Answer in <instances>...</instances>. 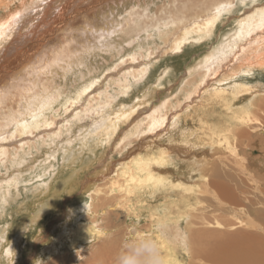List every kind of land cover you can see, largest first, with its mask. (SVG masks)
<instances>
[{
	"label": "bare ground",
	"instance_id": "obj_1",
	"mask_svg": "<svg viewBox=\"0 0 264 264\" xmlns=\"http://www.w3.org/2000/svg\"><path fill=\"white\" fill-rule=\"evenodd\" d=\"M4 1L5 0H0V4L1 5L4 4L5 3ZM139 1L140 0H20L17 4H14V5L12 4V6H8L6 4L2 6L0 5V168L2 167L6 168V166L9 165V164L7 165L9 160L11 161V164L13 163L12 166L14 165L15 167H18V168L21 167L20 165L21 164L23 165V163L26 162L27 159H29L30 157L28 151L33 150V147L35 145L33 144L34 142L30 143L32 140L34 141V139H32L31 136L30 137L32 140L27 141L30 138L24 137V139H20V141L17 142L16 145H13L7 142L15 138L22 137L24 135H34V133L38 132L41 128H44V129L52 128L53 124H56L54 123L53 113L57 112L60 108H63L64 106L68 104H70L71 106L75 105L77 102L81 104L80 100H82L84 96H86L87 92H89V90H91L96 84H99L100 77L102 75L104 76L105 72L110 71L113 68V70L115 69L116 70L115 72L119 73V75L122 73L120 79L116 78L118 80L116 86H114V88L109 86L110 88L108 87L109 91L107 93L99 94L98 96L96 95L97 97L95 96L92 98V100L88 101L89 107H87L86 109L82 108L85 111V113L83 114H86L87 112L91 116L93 115L92 116L93 120L90 121V123L82 124L80 123L82 122L81 113L77 112L73 117L68 118L66 124L63 126V129L66 130L70 128V130L68 131V134H67L68 136V140L66 139L67 142L65 141L66 143H61V145H59L61 150L66 151L65 154L63 153L64 155L62 154L64 156V158L62 159H66V161L69 160L70 163L75 164V165L78 162L83 163V158L86 155L85 149H88L90 153L91 152L93 153L94 149L96 148V145L99 144L98 143L99 141L97 139L99 137L103 138L101 136L105 133V131H107L108 129L111 130L113 127L114 129H112L113 131L111 130V132H116L117 129L119 128L118 127L119 124L122 125V123L128 122L129 117H132L130 116L131 114L129 115V113L132 112L130 110V108L133 105L132 100L134 99L135 93L137 94L138 92L137 90H140L141 86L144 87L145 83L147 82L149 78V75L151 74V66L149 64L151 62L152 56L157 55L158 53L160 54V52H165V54L170 52L172 53V55L181 53L185 45L189 44V40H193L191 42H196L197 44H199V42H208L213 36V34L215 33V31L217 30V26L219 22H221V20L224 17L232 13L238 12L239 10L244 9L245 7H248L249 5L255 2H262L263 0H175L173 1L174 4L171 5L170 7L169 5H166V6L163 5L164 7L157 9L158 11L155 13H151L153 9L151 0H148V2H144V0L142 2H139ZM259 7L260 8L257 9L253 14H251V11H250L247 14H244V17H239L231 33L223 34L224 38L218 39L216 46L211 48V50L208 51L202 58H199L196 63L193 62L195 64L193 65L191 70H189V72L186 74L187 77L192 75L191 78L190 77L187 78V79H190L187 81V83L189 82L191 84L192 82L191 84L192 87L187 92L186 99L190 100L194 95L199 94L201 89H205L206 86L209 87L210 82L213 83L212 76L217 77L218 74H222V71L225 73L229 72L228 64L232 61V57L234 58V61L236 60L235 62H237L240 66L243 65L244 67L250 68V69L254 67H258V68L260 67L261 69L264 68V3L261 4ZM24 32H25V36L23 37L22 33ZM105 57H109L111 60L107 61ZM137 62L138 63L140 62V63L138 64ZM117 69L119 71H117ZM238 69L239 68H237V70ZM250 69L248 70L250 71ZM239 71L240 70H238V72ZM243 71L245 72V69H243ZM166 73L169 74V71L166 70ZM249 73L251 72H248V74ZM216 77L215 78L213 77V78L216 79ZM221 83L223 82L221 81ZM230 84H232V82ZM228 87H229V84H228ZM209 88H207L208 92L205 90L206 91L205 93L207 94L210 93ZM234 88H235V85H234ZM94 90L96 94L97 89H94ZM100 91L98 92L100 93ZM224 92H227V91L224 88H221L220 90H216V91L213 90L211 93H213L212 95L217 97L218 95L224 94ZM87 95H90V93ZM144 97L146 98V96ZM152 97L153 96L151 95L150 98L152 99ZM261 99H262V96H261ZM139 100L140 101L143 100V104H144L143 96L141 97L140 93H138V96L136 97L134 103L138 102ZM92 101L95 103H92ZM143 104H140V105H143ZM74 107L75 106H73V108ZM230 109H232L231 106H230ZM168 112H169V102L165 101L162 105L158 107V109L155 110V113H153L150 116L152 120L147 121V124L145 125V127H147L148 130L151 131V133H154L153 131L156 130L157 127H160L164 124L166 125V122L169 121L170 115H168ZM250 113L251 112L249 110L244 112L245 116L246 114L249 116ZM257 115L258 114H256V117ZM248 116H246L247 122L249 121ZM173 117L174 116H172L171 120L175 118ZM132 120L133 119H131V121ZM242 120H244V118ZM262 121L264 122V119ZM257 123L259 124L260 122H257ZM141 125H142V122L137 123L135 126L133 125L134 127L131 128V131L127 134L125 133V137L123 136L124 138L122 137L121 145L125 143L124 140H128V139H129V144H130L132 142V141L130 142V139L133 136L138 135L139 133L141 134L143 132V127ZM74 126H77V132L74 131ZM242 126H244V124ZM259 126L257 125V127ZM140 127H141V130L138 133V129ZM165 129H166V126H165ZM53 130L54 129H51L49 132ZM45 131L47 132L48 130H45ZM59 131L60 129L58 130V132ZM158 131L156 132L158 133ZM247 131L248 130H246V132ZM72 133H75V134L71 135ZM146 133L148 134L147 131ZM231 133L233 134V132ZM43 134H44L43 137L40 136L41 142L42 140L44 141L45 139L44 138L45 133ZM54 136L56 138V135ZM157 136L159 137L161 136L163 138L162 134L161 135L158 134ZM216 137H218V135ZM38 138L36 139L37 141H39ZM139 138H141V136ZM48 139H50V137H48L47 140ZM249 139L248 141H250ZM212 140L213 139H211V141ZM50 141H48L47 143H49ZM153 141L154 140H152V143ZM158 141H161V139ZM166 142H169V141H166ZM171 142L173 143V141ZM229 142L231 143V141ZM162 143L165 146L163 141ZM181 143L183 142L181 141ZM219 143H222V142H219ZM119 146H120V143H119ZM241 146H243V144ZM76 148H79V149L77 150ZM204 148H205L204 150L208 149L206 147ZM81 150H82V153H81ZM199 150H194V151L197 152ZM132 151L133 150H131V152ZM18 153H19V156L16 157ZM132 153H134V151ZM221 153L223 152L221 151ZM234 153L232 152L233 155ZM57 154L58 152L56 154L54 153V156L52 155L53 156L52 159H56ZM168 155L167 157H169ZM233 155L232 157H234ZM126 156L124 160H122L123 158L121 159V161L119 162L117 166L113 165L114 166L113 168L112 166L110 168L109 165L104 167V165L101 164V167L102 168L104 167L102 172H105V171L108 172L111 178L108 179L106 183L104 184V186L102 187V189L104 190L101 191V193H98V197L96 201L98 203L95 205V207H93L92 212H91L93 213V216H94L92 221H90L92 225L97 223L98 221L100 222V220L103 222L104 217L105 219L111 220L110 218H111L112 212H115V210L118 209V207L122 205L125 206L126 205L125 203L130 201L131 196H133L132 194H134L136 190L143 189L148 184H154L155 186L151 187L152 190L149 191L151 192V195H155L158 191H160L159 187L160 185H162L163 180H161L162 177L160 178L159 169L162 167L163 163L166 162L163 156L153 157L152 155L151 157H147V156L145 157V155L143 156V154H138L136 157H133L134 155L133 156L126 155ZM48 157H47V160H48ZM86 157H87L85 158L86 160L90 158L89 155ZM171 158H173V156H171ZM235 158H237V156ZM174 159H176V157ZM177 159H178V155H177ZM219 159L221 160L220 157ZM169 160H172V159H169ZM46 161H44L42 166H40L41 169L40 168H39L40 170L38 169L39 170L38 174H40L41 176L34 175L35 177L40 178L41 182H42L43 176L45 179V177H47L48 174L50 173L52 174L55 169V166L53 167L50 162L45 163ZM224 161L226 160L224 159L223 162ZM229 161H232V160L229 159ZM179 162L181 161L179 160ZM182 162H184V160ZM169 165L170 164H168V166ZM61 171L63 170L61 169ZM0 172H2V170ZM30 172H26V173H30ZM20 175H22V173H20ZM24 177H27V176L24 175ZM31 177L32 176H30L29 178ZM18 178L19 177H15L14 180L17 181ZM215 178L217 179V177ZM11 179L12 178H10V180L8 181L6 180V182L4 180V183L0 184V217L1 218L4 216V212L6 210L5 207L11 205L12 203L14 204V202H16L14 201L15 199L13 198L14 194L11 192L12 189L17 188V186H20L22 184V182H19V181H17L19 183L16 184V181L11 180ZM87 180L90 181L91 179L89 178L85 179L82 183H80L81 187L85 188L86 184H88ZM227 180L228 179L226 178V181ZM46 183H45V186L49 185L48 183L47 184ZM108 186H110V190H108L107 188ZM18 196H20L19 193L15 195V198H18ZM52 205H53V202L43 203L41 205L42 208L39 207V209L40 208L41 209L40 210L38 209L36 211L35 216L31 218L26 217V219L22 223L23 225H20L14 231L12 230L9 232L8 229L10 227L9 228L7 227L4 228L5 226L0 227V260L3 255L7 257L6 259H8L11 253L13 254V259L11 258L12 260L18 259L17 257L19 256V252L21 251L19 241L22 239V236L25 233L24 225L28 223H34L36 221L35 220L36 216L37 218L38 216L40 218L41 217L40 215L42 214V212L45 213V211H48L49 209H51ZM68 222L64 224L66 229H68ZM197 225H198V222H197ZM216 225H219V224H216ZM94 226H92V228L96 229L94 234L91 232L93 229L91 231H85V230H84L85 232L81 231L82 233L77 232L76 234H73V232L71 234L70 231L68 232V234H71V235L66 236L67 239L71 243V245L70 244L68 245L69 248H71L72 245L77 246V248L79 247V251H77L79 252V254L76 255L75 258H73L71 261H66L68 255L67 256L64 255L62 257L60 256L56 257L55 254H59V252L57 251V248H55V244H53L52 248L48 249V254L50 255L52 253V256H54V258L52 257V259L47 264H75V263H78L77 261L81 259V257L84 255L83 252L85 250L88 251V249L90 250L95 249V252L93 251L94 252L92 253L93 256L89 262L86 260L87 261L86 264H131L130 262L127 261V259L129 258L127 256L133 255V257L135 256L137 258L136 255L139 254V252H137L136 250L137 248L133 251L121 252V248L118 247V243L115 242V239H112L114 238L112 236H115L116 234L109 235V238L106 239L102 243L103 246L100 245L98 243V239L100 237L101 232L110 231V230L107 227H104L101 225H97V227H94ZM172 227L174 229H172ZM172 227H169V223L165 222L161 226L159 225L158 227L152 230L151 237L154 236L153 240L156 239V244L158 245L160 250L155 252L153 255L149 256L150 257L148 259L149 263L154 262V264H179L177 260H174L173 263L170 260L172 257L177 255L178 253L177 251L184 250V252L190 253L192 248L190 247L191 243L188 238V233H185L186 231L182 229L180 224L174 223ZM235 228L236 227L234 226L232 229H235ZM200 231L199 232L201 234L199 235L197 234L198 237L196 240L198 247L195 245L196 246L195 248L196 250L199 251L200 253L199 256L201 257V254L205 248L204 238L202 237V232H204L205 230L203 231L200 230ZM113 233H118V232L116 231ZM10 234L11 236L8 237ZM118 235L120 234L118 233ZM93 239H97L96 244L88 247L87 244ZM131 243H133V241ZM198 243H202L204 246ZM85 246H87L88 248L86 247L87 248L86 249ZM201 246H203V249L201 248ZM118 251L122 253L123 255H120ZM150 252H154L153 247L150 249ZM32 257L33 256H31V258ZM43 257L44 256L42 255V258H40L41 260L39 259L40 261L36 263L41 264L45 262ZM144 260H146L148 263L147 259L144 258ZM80 262L81 261H79V263ZM133 263H136V262L134 261ZM227 263L230 264L231 262L227 261ZM10 264H12V262Z\"/></svg>",
	"mask_w": 264,
	"mask_h": 264
},
{
	"label": "rangeland",
	"instance_id": "obj_2",
	"mask_svg": "<svg viewBox=\"0 0 264 264\" xmlns=\"http://www.w3.org/2000/svg\"><path fill=\"white\" fill-rule=\"evenodd\" d=\"M19 1L20 0H5L4 1L5 3L2 5L6 4L8 6H12V4L13 5L17 4ZM142 1L143 0H140L139 2ZM151 1L153 8L151 13H155L158 11L157 9H160L166 5H169L170 7L171 5L174 4L173 1L175 0H151ZM144 2H148V0L147 1L144 0ZM263 3L264 0L262 2H255L249 5L248 7L239 10L238 12L232 13L224 17L221 20V22H219L217 26V30L215 31V33L208 42H199V44H197L196 42H191L193 40H189V44L185 45L181 53L172 55V53L170 52L166 54L165 52H160V54L158 53L159 55L158 54L154 55L155 57L152 56L151 62L149 64L151 66V74L149 75V78L145 83L146 86L145 85L144 87L141 86L140 90H137L138 92L137 94L135 93L134 99L132 100L133 105L130 108L132 112L129 113V115L131 114L130 116L132 117H129L128 122L122 123V125L119 124L118 129L120 130L117 129L116 132H111V130L114 129L112 127L111 130L110 129L107 130L108 132L105 131L106 134L104 133L101 136L104 139L100 137H99L100 139L99 138L97 139L99 141L98 142L99 144L96 145V148L94 149L93 153L92 152L90 153L88 149H85L86 155L83 158V163L78 162L75 165L70 163L69 160H67L68 161L67 162L66 159H62L64 158L63 155L66 153V151L61 150L59 145H61V143L67 142L66 141V139L68 140L67 134L68 131L70 130V128L66 130L63 129V126L66 124L68 118L73 117L77 112L81 113L82 120L81 118L80 120L82 122L80 123L86 124V123H90V121L93 120L92 117L93 115L91 116L87 112L86 114H83L85 113L83 109L89 107L88 101L92 100L93 97H95L96 95L98 96L99 94H105L109 91L110 87L114 88V86H116L118 81L116 78L120 79L122 73L119 75V73L115 72L116 70L115 69L113 70V68L110 71H107L108 73L105 72L104 76L103 75L101 76L102 78L100 77L99 84H96L91 90H89V92H87V94L90 93V95L86 94V96H84V98L80 100L81 104L77 102L75 105H73L75 106L74 108L73 106L68 104L63 108H60L57 112H55L56 114L53 113L54 123L56 124H53L52 128L49 129L41 128L38 131L40 134L38 132H35L34 135H24L22 137L13 139L14 141L11 140L7 142L16 145L17 142L20 141V139H24L25 137V138H30L27 141L34 139V141L32 140L30 143L34 142L33 144L35 145L33 147V150L28 151L30 156L29 159H27V161L23 163V165L26 167H24L22 164L20 165L21 167L19 168L15 167L14 165L12 166L13 163L11 164V161L9 160V162L7 163V165L8 164L9 165L6 166V168L8 169H6L5 167H2L3 169L0 168V171L2 170V172H0V181H1L0 184L4 183V180L5 182L6 180L7 181L10 180V178H12L11 180H14L15 177H19L17 181L22 182L20 186H17V188H15L17 190L11 188L12 189L11 192L14 194L13 196V198L15 199L14 201L16 202H14V204L12 203L11 205L5 207L6 210L4 212V216L2 218L0 217V225H1L0 227H4V226H5L4 228L10 227L8 231L9 232L12 230L14 231L20 225H23L22 223L24 222L26 217L31 218L35 216L36 211L39 209V207L42 208L41 205L43 203L53 202V205L52 208L49 209L48 211H45V213L42 212L40 218L39 216L38 218L36 216L35 218L36 221L34 223H28L24 225L25 233L23 232L24 234L22 236V239L19 241L21 251L19 252V256L17 257L18 259L12 260L13 259L12 253H11L12 256L9 255L8 259H6L7 257L3 255L0 260L1 262L0 264H10L11 262L12 264H38L36 262L41 260L40 258H42V255L44 256L43 259L45 262L41 264H47L52 259V257L54 258V256H52V253L50 255L48 254V249L52 248L53 244H55V248H57V251L59 252V254H55L56 257L58 256L62 257L64 255L66 256L68 255L66 261H71L73 258H75L76 255L79 254V252H77L79 251V247L77 248V246L72 245V247L69 248L68 245L69 244L71 245V243L66 236L71 235L72 232L73 234H76L77 232L80 233L81 231L83 232L91 231L92 229L93 230L91 232L94 234L96 229L92 228V226H94L95 224L96 225L94 227H97V225H101L107 227L110 230V231H104L106 233H104L103 231L101 232L100 237L98 239V243L100 245H102V243L109 238V235L116 234L115 236H112L114 238L112 237L111 238L115 239V242L118 243V247L121 248V252L133 251L136 248H137L136 249L137 252H139V254L136 255L137 258L135 256L133 257V255L127 256L129 257L127 261L130 262L131 264H143V263L146 264L147 261L144 260V258L148 260L150 258L149 256L153 255L155 252L160 250V248L156 244V239L153 240L154 236L151 237L152 230L158 227L159 225L161 226L165 222L169 223V227H172L174 223L180 224L182 229L186 231L185 233H188V238L191 243L190 247L192 248V249L190 248L191 249L190 253H186L184 252V250H182L183 252L181 250L177 251L178 252L177 255L170 259L172 263L174 262V260H177L179 264H228L227 261L231 262L230 264H264V168H263L264 167V154H263L264 126H262L264 125V122L262 121L264 119V113H263L264 68L261 69L260 67L259 68L254 67L250 69L244 67L243 65L240 66L237 62H235L236 60L234 61V58L232 57V61L228 64L229 68L227 67L229 69L228 70L229 72L225 73L222 71L223 75L218 74L217 77L212 76L213 83L210 82L209 84L210 88L206 86L205 89H201L200 93L194 95L190 100L186 99L187 92L192 87L191 85L192 82L191 84L189 82L187 83V81L190 80L187 78L189 77L191 78L192 75L187 77L186 74L189 72V70H191V68L197 62V60L199 58H202L208 51L211 50V48L216 46L218 39L224 38L223 34L231 33L239 17H244V14H247L250 11L251 14H253L257 9L260 8L259 6ZM25 32L22 33L23 37L25 36ZM105 59L107 61L111 60L109 57H105ZM237 68H239L238 69L240 70L239 72ZM243 69H245V72L243 71ZM248 69H250V71ZM166 70L169 71V74L166 73ZM117 71L119 70L117 69ZM248 72L251 73L248 74ZM222 76L223 78L224 77L225 78L223 79ZM213 77L214 78L216 77V79H214ZM221 81L223 83H221ZM231 82L232 84H230ZM220 87L224 88L227 92H224V94L218 95L217 97L212 95L214 92L213 93L211 92L213 90L214 91L220 90L221 89ZM207 88L210 89V90L208 89L210 91V93L208 94L205 93L207 91ZM94 89H97L98 91L101 90L102 92L100 91L99 93L96 90V94H95ZM138 93L141 94V97L143 96L144 104H143V100L142 101L139 100L138 102L134 103L136 97L138 96ZM151 95L154 98L152 97L151 99L150 98ZM144 96H146L147 99ZM148 96L151 100L148 98ZM165 101L169 102L168 115L171 116V117L169 116L170 122L167 121L166 125L164 124L160 127H157L156 130L153 131L154 133H151V131H149L148 128L145 127V125L147 124V121L152 120L150 116L153 113H155V110L158 109V107L162 105ZM92 103L95 102L92 101ZM230 106L232 109H230ZM244 110L245 111L249 110L251 112L249 116L246 114V116H248L249 118L248 122L246 121ZM259 113H261L262 115ZM256 114H258L259 117L258 115L256 117ZM176 115L179 116L177 117ZM172 116H174L176 120L174 117H173L174 119L171 120ZM260 117H262L263 119ZM243 118L244 120H242ZM131 119H133L132 120L133 122L131 121ZM229 120L232 121L233 124ZM237 120L240 123V125L237 122ZM139 122H142L141 126L143 127V132L141 134L139 133L141 130L140 127L138 129L139 134L133 136L130 139V142L132 141L130 144L128 139V140H124L125 143L121 145L122 143L121 140L123 136L125 137V133L126 134L129 133L131 131V128L134 127ZM257 122L260 123L258 124ZM243 124L245 127L242 126ZM257 125L260 126L257 127ZM51 129L54 130L49 132ZM59 129L61 132L60 131L58 132ZM45 130L48 131L46 132ZM246 130L248 131L246 132ZM74 131L77 132V126H74ZM146 131L148 132V134L146 133ZM156 131H158V133ZM231 132H233V134ZM43 133H45V136L47 137L44 136L45 139L44 141L42 140L41 142L40 136L43 137L44 135ZM168 133L171 135H169ZM73 134L75 133H72L71 135ZM158 134L159 135L162 134L163 138L161 136H160L161 138L157 136ZM163 134L166 136H164ZM54 135H56V138ZM215 135L216 136L218 135L219 138L216 137ZM30 136L32 137V139ZM140 136L141 138H139ZM48 137H50V139L47 140ZM37 138L39 141L36 140ZM160 139L161 141H158ZM211 139L213 140L211 141ZM248 139L250 141H248ZM152 140H154L153 143L155 141L156 142L153 144ZM48 141L50 142L47 143ZM162 141L164 142L165 146L163 145ZM166 141L169 142L173 141V143L172 142L169 143ZM174 141L179 145H177ZM181 141L183 143H181ZM229 141H231V143ZM241 143L243 144V146H241L242 145ZM36 145L37 146L39 145L38 148ZM204 147L208 149L204 150L205 149ZM193 148L194 150H199V149L200 150L196 152L193 150ZM76 149L78 150L79 148ZM237 149L240 150L238 151ZM131 150H133L136 155L132 153L133 151L131 152ZM169 150L171 151V153ZM221 151L223 153H221ZM57 152L58 154L56 159H52L54 153L56 154ZM172 152L176 155H174ZM232 152L233 153L235 152L234 155L232 154ZM147 153L149 154V156ZM138 154H143V156L145 155V157L146 156L151 157L152 155L153 157L163 156L164 160L166 161L159 169L160 178L162 177L161 180H163L162 185H160L159 187L160 191H158L155 195H151V192L149 191L152 190L151 187H154L155 185L148 184L145 188L138 189L134 194H132L134 197L131 196L130 198L131 202L128 201L127 203H125L126 204L125 206L122 205L118 207V209H116L115 212H112L110 218L112 221L109 219H105L104 217L103 218L104 223L100 220V222L98 221L97 223L92 225L90 221H92L94 216L93 213L91 212L93 207H95V205L98 203L96 202L98 193H101V191L104 190L102 189V187L104 186L106 181L111 178L108 172L106 171L102 172L103 168L107 165H109L110 168L111 166L113 168L114 167L113 165L117 166L122 158H123L122 160H124L126 155L128 156L134 155L133 157H136ZM88 155L90 156V158L86 160L85 158H87L86 156ZM167 155L169 157H167ZM177 155H178V159H177ZM232 155L234 157H232ZM235 155L237 156V158L239 157L240 159L235 158L236 157ZM18 156L19 153L16 155V157ZM171 156H173V158H171ZM175 157L176 159H174ZM219 157L221 158V160L219 159ZM228 158L231 159L232 161H229ZM169 159H172L173 161ZM222 159L223 160L225 159L228 163L230 162L231 163L228 164L226 161L223 162ZM179 160L181 162H179ZM183 160L184 162H182ZM44 161H46L45 163L50 162L53 167L55 166V169L52 174L51 173L48 174L47 176L48 178L45 177L44 179L43 176L42 178L43 183H42L40 181V178L35 176L36 175L41 176L38 173L39 170L41 169L40 166H42ZM222 162L224 163V165ZM101 164L104 165L103 168L101 167ZM168 164L170 165L168 166ZM240 167L241 169L242 168L243 169L241 170ZM61 169L63 171H61ZM26 172H30V173H26ZM20 173H22V175H20ZM23 174L27 177H24ZM19 175L23 178H21ZM30 176L32 177L29 178ZM215 177H217V179ZM88 178L91 180L90 181L87 180L88 184H86L85 188L81 187L80 183H82L85 179ZM226 178L228 179L227 181ZM17 181L16 184L19 183ZM46 182L49 185L45 186ZM107 188L108 190H110V186H108ZM16 192L20 194L18 198H15V195L17 194ZM67 222H68V229H66L64 225ZM234 226L236 228L232 229ZM113 228L115 231L113 230ZM172 229L174 228L172 227ZM200 230L202 231L205 230L204 232H202L205 248L201 254V257L199 256L200 254L199 251L196 250L195 248L197 246L196 243L198 237L197 234L198 235L201 234ZM69 231L71 232V234H68ZM112 231L113 232L117 231L120 235H118V233H113ZM10 236L11 234L8 237ZM101 237H103L104 239ZM135 238L136 239L138 238L140 241L138 239L136 240ZM132 241L133 243H131ZM96 242L97 239H93L87 244V246L90 247L91 245L96 244ZM198 244L203 245L202 243H198ZM87 246H85V248ZM203 246H201L202 249ZM152 247L154 248V252H150V249ZM91 250L90 249H88V251L85 250L86 252L84 251L83 252L84 255L82 256L83 258L81 257V259L77 261L78 263L75 264H86L87 261L89 262L93 256L92 253L95 252V249L94 250L91 249ZM118 253L120 255H123L119 251ZM31 256L33 257L31 258ZM79 261L81 262L83 261V262L79 263ZM134 261L136 263H133ZM147 264H154V262L149 263L148 260Z\"/></svg>",
	"mask_w": 264,
	"mask_h": 264
}]
</instances>
